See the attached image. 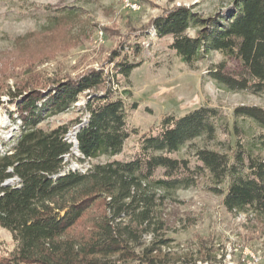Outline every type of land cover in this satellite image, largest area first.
<instances>
[{
    "label": "trees",
    "instance_id": "trees-1",
    "mask_svg": "<svg viewBox=\"0 0 264 264\" xmlns=\"http://www.w3.org/2000/svg\"><path fill=\"white\" fill-rule=\"evenodd\" d=\"M225 12L207 18L185 6L172 7L152 19L155 38H171L170 50L188 67L210 53L237 58L246 78H233L219 65L210 79L229 92L264 93V0H231ZM194 30V37L187 35ZM123 48V47H122ZM123 51V50H122ZM134 53H138L137 47ZM121 56L112 53L110 64ZM140 63L125 58L112 64L128 79ZM112 72V71H111ZM115 74L89 69L84 74L47 84L35 81L22 90L6 91L17 124L13 146L0 154V227L11 233L16 252L0 264H177L167 252L163 194L192 185L188 162L170 158L194 140H215L217 111L199 107L182 117L166 116L140 136L128 162L92 164L81 174L63 168L72 145L66 136L76 127L82 161L122 153L129 133L127 112L118 96ZM84 96L78 120L45 129ZM136 109V104L130 106ZM233 115L254 122L263 132L249 150L235 143L232 154L205 148L194 156L208 175L228 213L252 212L264 219V110L239 107ZM14 117V119H13ZM72 128V129H71ZM162 171L160 177L156 176ZM191 177H180V174ZM14 180L15 184H10ZM9 182V183H8ZM8 183V184H7ZM100 208L95 217L92 211ZM83 227L84 232L75 233ZM150 235L144 245L142 239Z\"/></svg>",
    "mask_w": 264,
    "mask_h": 264
},
{
    "label": "rangeland",
    "instance_id": "rangeland-1",
    "mask_svg": "<svg viewBox=\"0 0 264 264\" xmlns=\"http://www.w3.org/2000/svg\"><path fill=\"white\" fill-rule=\"evenodd\" d=\"M129 2L137 8H126L127 0H0V154L13 146L18 135L17 124L9 119L14 107L8 104V89L14 92L35 81L41 85L74 78L89 69L116 75L114 82L126 105L129 133L121 154L103 156L91 162V167L113 160L128 162L140 136L154 133L166 116L179 118L199 107L213 108L217 111L215 140H194L170 155L188 162L190 171L196 170V177L190 187L162 195L161 213L168 227L164 234L169 243L166 250L171 259H182L177 264H264V219L252 212L228 213L222 205L223 195L218 192L223 186L213 185L194 156L196 149L205 148L230 157L235 143L249 150L250 142L263 131L233 112L239 107L264 110V93L229 92L217 86L210 73L219 65L224 66V74L233 78L247 77L237 58L214 52L188 67L170 50L171 38H155L148 27L153 18L172 7L185 6L207 18L228 10L231 0ZM187 35L194 37L195 31L190 29ZM114 52H121V56L113 65L125 58L127 63L141 66L125 79L110 64ZM84 102L81 96L69 111L45 122L43 127L78 120L83 115L79 109ZM133 104L135 110L130 107ZM74 153L80 157L79 152ZM73 162L89 164L88 160L75 158ZM77 168L81 171V167ZM161 174L158 171L156 176ZM9 182L14 184V180ZM99 212L100 208H95L92 215L96 217ZM84 231L81 227L73 234ZM151 239L148 235L142 243L147 245ZM16 249L11 233L0 227V261L9 259Z\"/></svg>",
    "mask_w": 264,
    "mask_h": 264
},
{
    "label": "bare ground",
    "instance_id": "bare-ground-1",
    "mask_svg": "<svg viewBox=\"0 0 264 264\" xmlns=\"http://www.w3.org/2000/svg\"><path fill=\"white\" fill-rule=\"evenodd\" d=\"M75 133H76V127L75 128H73V130H71V132H69L68 134H67V136H66V141H67V143H69V145H72V148H71V151H70V153L69 154H67V155H65L64 156V161H65V163H68V161H69V159L71 158V155L73 156V158H75V159H79V160H81L82 161V159H83V157L81 156V154H80V157L79 158H77V157H75V151L78 153L79 151L77 150V142H76V139H75ZM76 149V150H75ZM67 168L68 169H70L71 171H77V172H79V173H81V171L79 170V168H77V167H72V168H69L68 166H67Z\"/></svg>",
    "mask_w": 264,
    "mask_h": 264
},
{
    "label": "built area",
    "instance_id": "built-area-1",
    "mask_svg": "<svg viewBox=\"0 0 264 264\" xmlns=\"http://www.w3.org/2000/svg\"><path fill=\"white\" fill-rule=\"evenodd\" d=\"M126 8L136 9L137 6L134 2H129V0H127ZM67 166L81 167V174L88 173L89 170H91V166H89V164H84V162H73V156L72 155H71L69 163H63V168H67Z\"/></svg>",
    "mask_w": 264,
    "mask_h": 264
},
{
    "label": "crops",
    "instance_id": "crops-1",
    "mask_svg": "<svg viewBox=\"0 0 264 264\" xmlns=\"http://www.w3.org/2000/svg\"><path fill=\"white\" fill-rule=\"evenodd\" d=\"M124 148V147H123Z\"/></svg>",
    "mask_w": 264,
    "mask_h": 264
}]
</instances>
